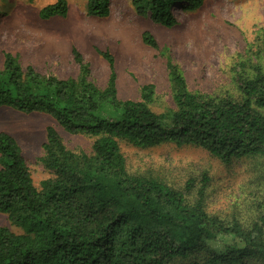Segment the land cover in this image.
Wrapping results in <instances>:
<instances>
[{
  "label": "trees",
  "instance_id": "16d2710c",
  "mask_svg": "<svg viewBox=\"0 0 264 264\" xmlns=\"http://www.w3.org/2000/svg\"><path fill=\"white\" fill-rule=\"evenodd\" d=\"M204 0H132L140 16L167 27L178 24L175 7L194 10ZM68 0L43 6L47 19L67 16ZM111 13V0H88L87 14ZM143 40L158 48L146 31ZM105 87L91 80L90 63L73 47L79 74L63 78L22 64L6 51L0 63V109L47 113L68 132L94 137L90 152L75 151L49 126L42 161L54 176L41 187L16 138L0 132V213L22 229L0 225V264H264V214L246 226L236 216L208 211L211 176L185 187L130 171L121 149L161 144L201 147L230 165L246 158L264 163V35L233 66L232 88L193 91L167 54L174 106L152 109L155 85L140 100L119 96L115 58ZM264 171V170H263ZM193 194L194 196H192Z\"/></svg>",
  "mask_w": 264,
  "mask_h": 264
},
{
  "label": "rangeland",
  "instance_id": "374dc122",
  "mask_svg": "<svg viewBox=\"0 0 264 264\" xmlns=\"http://www.w3.org/2000/svg\"><path fill=\"white\" fill-rule=\"evenodd\" d=\"M55 1L0 0V63L9 51L25 67L33 65L63 78L77 76L80 68L69 49L73 45L90 63L89 78L105 87L111 70L101 51L108 50L115 58L119 96L140 100L142 86L153 83L150 106L157 112L174 106L166 49L193 91L221 93L233 87L232 68L241 54L264 35V0H204L194 10L179 4L175 7L179 22L173 27L140 16L132 0H111V13L104 17L87 14L88 0H68L67 16L41 18L40 9ZM146 31L155 36L158 48L144 42ZM49 126L70 149L92 150L94 137L68 132L50 114L0 109V132L16 138L38 187L54 176L42 161ZM121 149L130 171L156 175L174 187L184 188L191 178L200 185L203 173H209L207 208L212 214L236 216L246 226L264 214L260 158L227 165L201 147L170 143L141 148L123 141ZM0 225L22 232L5 213H0Z\"/></svg>",
  "mask_w": 264,
  "mask_h": 264
},
{
  "label": "crops",
  "instance_id": "0c3cea01",
  "mask_svg": "<svg viewBox=\"0 0 264 264\" xmlns=\"http://www.w3.org/2000/svg\"><path fill=\"white\" fill-rule=\"evenodd\" d=\"M73 47H74V46H73V45H71V46L69 47V49H70V50H73Z\"/></svg>",
  "mask_w": 264,
  "mask_h": 264
}]
</instances>
